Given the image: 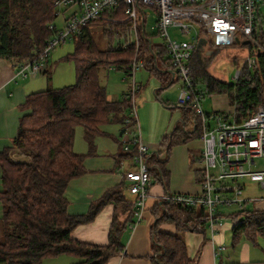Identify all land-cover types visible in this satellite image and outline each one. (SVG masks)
<instances>
[{"label":"trees","instance_id":"16d2710c","mask_svg":"<svg viewBox=\"0 0 264 264\" xmlns=\"http://www.w3.org/2000/svg\"><path fill=\"white\" fill-rule=\"evenodd\" d=\"M54 1L0 0V59L8 61L15 70L31 60L51 37L47 25L56 20ZM125 19V6L120 4L105 10L102 18L84 26L82 33L70 40L74 43L73 52L63 58L74 64L75 82L27 95L22 108L30 110V113L20 118L12 140V147L25 154L27 160L15 162L8 149L0 152V264H34L59 255L79 258L74 264H107L122 250L120 237L125 228L115 216L106 245L82 243L71 237L75 227L92 221L112 197L118 195L114 199L116 203L124 201L120 192L105 193L87 214L80 216L67 213L64 192L70 180L85 172V155L73 150L75 127L83 128L86 141L91 146L93 136L103 133L104 126L122 124L131 107L130 100L108 98L105 87L99 82L100 68L122 71L127 75L136 56L143 59L144 68L150 75L161 80L164 78L163 84L171 86L175 82H169V73H161L158 68V61L168 65L165 49L161 44H152L151 35H147L141 26L138 28L137 49L135 42L126 47L120 42L111 43L114 38L127 39L131 26ZM95 25L106 39L105 49L97 46L92 33ZM239 45L248 46L250 50L249 44ZM261 45L264 48V37ZM214 49L217 48L209 44L208 52L212 53ZM208 55L205 58L210 59ZM206 64L207 61L199 60L195 53L192 55L189 65L195 88L203 93V98L204 95L225 94L228 106L234 108L236 123L251 116L257 106H263L264 52L255 54L253 66L243 65L235 83H224L209 76ZM179 109L182 125H190L194 120L192 109ZM197 133L195 128L189 136L176 127L164 139L166 154L173 145L185 143ZM153 164L156 171L150 169V177L154 173L155 180L165 184L164 162L152 155L149 165ZM195 175L200 183L201 169L195 170ZM128 209L132 218L134 209ZM161 209V213H156L151 229V251L156 254L152 256V264H193L184 240L177 234L159 230L158 226L171 224L176 231L200 232L207 224L204 208L182 207L163 201ZM232 220L234 243L246 239L256 244L259 239H264V208L240 210L232 215Z\"/></svg>","mask_w":264,"mask_h":264},{"label":"built area","instance_id":"2783aa9c","mask_svg":"<svg viewBox=\"0 0 264 264\" xmlns=\"http://www.w3.org/2000/svg\"><path fill=\"white\" fill-rule=\"evenodd\" d=\"M120 4L125 6V20L131 26L123 46L135 42L136 49L138 28H144L147 16L143 8L156 12V23L152 29L161 38L169 69L173 72L170 81L175 80L180 85L176 107L192 109L193 127L198 129L203 146L199 193H173L164 200L182 207L204 208L207 226L215 233L224 225L219 206L236 204L240 211L245 210L250 202L262 199H244L245 186L239 180L247 179L264 190V107L257 106L251 116L241 123L234 121L233 107L228 113H204L201 108L203 93L195 88L189 62L194 53H207L209 44L220 48L247 41L250 50L243 65L253 66L255 54L264 52L261 45V38L264 37V0H55L53 13L56 20L60 18L61 25L56 26L55 22L47 25L51 37L31 60L15 70L13 78L27 79L41 74L44 61L55 47L81 34L84 26L102 18L105 10ZM169 29L185 39L171 37ZM237 39L240 43H236ZM142 68L143 59L135 56L126 75L130 77L129 88L122 94V99L130 100L131 107L121 124L122 135H125L121 150L132 154L137 166L136 170L125 172L123 177L127 182L126 189L134 195L130 231L141 221L148 188L152 184L149 175L151 154L149 146L141 138L133 104L140 90L134 76ZM239 73L237 71L235 75L236 80ZM10 158L15 162L27 160V156L15 148L10 150ZM257 159L263 161L261 168H257ZM229 183L233 185L229 186ZM228 193L233 196L229 198Z\"/></svg>","mask_w":264,"mask_h":264},{"label":"crops","instance_id":"0c3cea01","mask_svg":"<svg viewBox=\"0 0 264 264\" xmlns=\"http://www.w3.org/2000/svg\"><path fill=\"white\" fill-rule=\"evenodd\" d=\"M208 54L210 53L207 52ZM48 59L49 57L44 61L43 70L38 75L39 77L27 79L13 78L15 68L8 61L0 59V152L6 149L9 151L13 149L12 140L16 135L19 120L22 116L30 113V110L22 108L27 95L53 88L51 86V67ZM158 68L161 73H169L168 65H162L161 61H158ZM171 76L169 73V82H171ZM156 78L162 89L163 85H165L163 84L164 78L162 80L161 78ZM104 87L106 89V86ZM165 87H169L168 83ZM127 90L128 88L126 87L120 94H124ZM108 98L110 100H118L110 98L109 95ZM231 109L232 107H229V110L224 113L230 112ZM214 110L217 112L219 109L215 108ZM179 111L180 120L172 131L179 127L191 136L195 130L193 122L190 125L183 126L181 121L182 112L180 109ZM116 125L119 126L118 136H115L111 130L107 132L108 129H104V126L102 128L103 133L93 136L91 146L86 141L84 130L83 139L86 146L80 145L78 149H75L76 145L73 143V150L78 154L85 155L83 160L85 172L68 182L64 196L67 200V213L70 216L87 214L89 208L96 204L107 192H120L124 201L116 203L114 199L118 195L112 197L111 201L100 209L92 221L75 227L71 237L82 243L106 245L110 224L115 216L117 221L124 225L125 228L120 237L124 253L121 250L118 255L110 258L107 264H152V256L154 254L151 251V229L155 222L156 213H161V204L165 201L164 197L173 193L197 194L200 191V183L196 180L195 169L192 176L187 175L186 178L179 182V185L171 183V172L167 157L162 160L161 154L163 151L156 148V145L164 146L165 151L164 139L171 133L166 134L160 143H158L157 138L146 137L144 142L147 143L149 149L153 150L149 152L151 156L155 155L159 161L164 162L163 168L166 172V183L163 184L156 181L155 174L151 173L153 179L150 177L152 184L148 188L145 205L150 210L153 222L149 227L147 225L141 228L139 225L136 226L133 231H130V236L125 241L126 238L123 234L126 230H129V224L134 217L133 215L130 218V209H128L129 207L134 209V195L130 194L126 189L127 182L124 181L123 177L125 172L136 170L137 166L132 159V154L122 152L119 138L123 134V128L121 124ZM198 134L199 132L195 138L200 140ZM194 160V158H191L190 162L193 163ZM149 166L150 169H153L152 172L156 171V165ZM1 175L2 170L0 168V191L2 190ZM256 208H264V206ZM219 214L223 219L224 225L215 233H212L206 224L200 232L186 230L179 235L186 244L187 255L193 264H264V239H259L256 244H252L246 239H241L239 242L234 243L232 241V227L234 224L232 215L235 213L223 215V213L219 212ZM1 217L2 204L0 202V219ZM224 218H230L232 224H226ZM129 219L131 220L129 221ZM158 229L168 233H174L176 230L175 226L171 224H160Z\"/></svg>","mask_w":264,"mask_h":264},{"label":"rangeland","instance_id":"374dc122","mask_svg":"<svg viewBox=\"0 0 264 264\" xmlns=\"http://www.w3.org/2000/svg\"><path fill=\"white\" fill-rule=\"evenodd\" d=\"M142 11L147 14L144 24L146 34L151 35L152 44H161V38L158 35H152L155 32L152 27H154L156 23V12L153 9L145 7ZM55 25H61L60 18L55 21ZM95 26L96 28L92 31V33L94 38L97 39V46L100 49H105L107 47L106 39L103 35H101L100 28L97 25ZM168 31L173 38H177L178 40L185 39L173 29H169ZM116 39L117 38H114L111 43L115 45L117 42L123 43L125 41L124 38H121L120 40ZM73 45L74 43L68 40L55 47L49 55L48 60L51 67V86L53 88H61L75 82L74 64L63 59L67 54H71L73 52ZM211 52L212 53L208 55L210 59L205 58L207 54L206 51H203L200 54L195 53L199 60H203L205 62L207 61L205 67L207 74L224 83H235V75L237 71L242 70L244 60L249 54L248 46L235 44L228 47H220ZM98 78L100 84L106 86L109 97L113 99H122V94H120L121 91L126 89V87L129 88L128 83L130 77H127L122 71L100 68L98 70ZM134 78L135 82L140 86V90L134 97L133 104L135 118L140 133L142 134V140L144 141L146 137L157 138L158 143H160L166 134L171 133L172 129L181 117L179 108L176 107V98L180 86L179 82L175 81L169 87H165V84L161 89V85L157 78L150 75L145 68L136 71ZM156 90L157 92H155ZM201 108L206 114L213 113L215 108L219 109L217 112H226L229 110L228 97L225 94L211 96L204 95V98L201 101ZM104 129H108L107 132L111 130L115 136H118V125L110 123L107 124ZM74 130L75 149H78L80 145L86 146L83 139V128L81 126H76ZM124 138L125 135L120 136V142H122ZM156 148L157 150L163 151L161 154L162 160L167 157V163L170 166L169 170L171 172L170 181L171 183L173 182L172 184L179 185V182L186 178L187 175L190 177L192 176L194 169H201L203 167L201 161L203 146L201 141L195 137L188 138L185 143L173 145L169 154H166L164 151V146L156 145ZM152 151L153 150L149 149V152ZM191 158L195 159L193 163L190 162ZM256 165L257 168H261V166H263V161L261 159H257ZM239 182L245 186L242 195L244 199L253 200L255 198H262L259 201L250 202L246 206V209L252 210L256 207L264 206V190L261 189L257 183H251L247 179H241ZM232 185L233 183H229V186ZM227 196L230 198L233 194L228 193ZM218 210L220 213H223V215H230L237 213L239 208L236 204H231L227 206H219ZM224 221L226 224H232V220L230 218H224ZM152 222L153 217L150 210L145 205V210L138 225L140 228L144 225L149 227ZM174 234L179 236L181 232L175 230ZM123 235H125L126 241L130 236V230H126ZM77 261H79V258L75 256L59 255L57 257L44 258L34 264H74Z\"/></svg>","mask_w":264,"mask_h":264},{"label":"water","instance_id":"95a60500","mask_svg":"<svg viewBox=\"0 0 264 264\" xmlns=\"http://www.w3.org/2000/svg\"><path fill=\"white\" fill-rule=\"evenodd\" d=\"M236 43H240L238 39L236 40ZM241 43H242V44H247V41H242ZM169 73H170L171 75H173V72H172V71H170Z\"/></svg>","mask_w":264,"mask_h":264},{"label":"bare ground","instance_id":"6f19581e","mask_svg":"<svg viewBox=\"0 0 264 264\" xmlns=\"http://www.w3.org/2000/svg\"><path fill=\"white\" fill-rule=\"evenodd\" d=\"M126 47V46H125Z\"/></svg>","mask_w":264,"mask_h":264}]
</instances>
